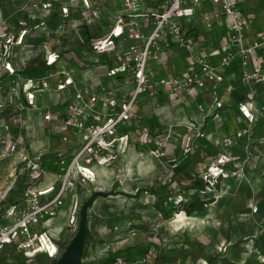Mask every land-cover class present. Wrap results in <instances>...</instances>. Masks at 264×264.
Returning <instances> with one entry per match:
<instances>
[{
  "label": "rangeland",
  "instance_id": "1",
  "mask_svg": "<svg viewBox=\"0 0 264 264\" xmlns=\"http://www.w3.org/2000/svg\"><path fill=\"white\" fill-rule=\"evenodd\" d=\"M103 1L0 0V225L8 199L25 208L31 197L47 200L52 193L39 194L58 185L59 174L40 170L42 154L58 150L72 158L89 142L100 148L90 164L79 162L92 175L77 181L59 209L63 215L40 227L53 238L56 257L27 258L8 245L0 264H55L94 194L81 264H107L111 254L139 244L149 245L148 255L122 264H264V111L257 108V120L247 127L243 121L234 134L205 95L183 103L146 97L124 124L126 138L117 132L110 140L94 137L90 126L97 133L116 114L112 98H131L133 90L132 75H109L130 41L99 53L79 38L81 26L93 40L111 32L116 12L113 2L102 10ZM177 51L166 62L172 76L185 56ZM73 119L83 124L79 132L67 128ZM150 119L152 134L168 142L165 150L133 141L139 122ZM238 132L248 141L246 151L227 146ZM73 198L76 223L70 226ZM179 202L201 210L166 219L163 209Z\"/></svg>",
  "mask_w": 264,
  "mask_h": 264
},
{
  "label": "built area",
  "instance_id": "2",
  "mask_svg": "<svg viewBox=\"0 0 264 264\" xmlns=\"http://www.w3.org/2000/svg\"><path fill=\"white\" fill-rule=\"evenodd\" d=\"M208 1L216 4L218 10H204L201 15V21L206 28H210L211 23L214 20L221 19L222 16L230 18V24L227 28L231 36H229L227 47L222 49V52L207 53V50L198 44L194 37L185 38L183 35V30L186 29L185 18L195 13V8L200 6L201 0L119 1V5L122 7V14L115 19L111 32L99 40L89 41L85 44V48H93L99 53H104L110 45L114 47L113 38L119 39L124 36L132 41V44L120 54L119 63L115 67L110 68L109 75L117 76L124 73L132 75L133 90L131 98L127 97L120 101L122 105L121 112L116 113L115 111L114 117L108 120L107 124L103 125L97 133L90 126L89 129H93L92 134L94 137H98L100 134L109 137L114 136L120 125L124 126L125 123L132 119L136 98L143 96L146 92L149 93V97H157L159 93H164L172 98L171 100L177 99L184 93H195L196 95L200 90L206 89L209 82L221 83L222 76L219 70L230 68L237 61L242 68L241 82L243 85L250 86L255 80H264V75L260 74L261 71L259 69H255L253 73H250V68L248 67L249 60L256 56L257 50L264 47V35L259 40L252 41L248 46L242 47V43L246 39V32L250 29V19L247 17L243 18L239 13L240 0ZM119 5L117 4V6ZM137 18L143 20L142 24L136 21ZM160 43H164V46L166 45L167 47L169 44H173L185 52L186 56L191 60V64L184 74L178 76L169 75L160 80L155 79L149 67V61L156 59V54L160 50ZM212 56L219 57L216 64H212L209 61ZM211 89L214 92L216 88L212 86ZM251 89L249 90L251 91ZM111 105L116 108L117 103L114 98L111 100ZM216 106L220 108L221 104ZM238 110L245 122L244 127L250 126L257 120V111L251 104L241 103L238 106ZM66 125L72 131L76 130L79 132L83 129L81 121L76 119H73L72 122L68 120ZM152 133L150 128L139 126L133 132V141L137 144H151L157 147L156 150L158 151L168 148V142L165 138L153 137ZM236 135V142L233 143L228 140L227 146L234 147L239 139L244 138L242 133L239 134L238 132ZM122 137L126 138L127 136L119 135L117 138L123 140ZM247 142L246 140V149ZM90 144L91 142L87 143L78 154L74 155L66 168L63 167L64 159L59 161L58 185L56 188L47 189L49 190L48 193H52L47 200L40 201L38 197H31L29 199L30 203L25 208L12 206L7 209L5 219H10V221L7 222L5 220L0 225V251L5 246L10 245L14 246L17 251L22 252L27 258L38 253H44L50 258L56 257L57 247L53 238L47 231L40 230V227L58 215L59 209L74 194L72 192L76 187L77 181H80V179L85 181L87 179L86 175H92L88 167L79 165V162L88 165L95 160L96 156H99L100 148L98 146H90ZM186 148L185 151L189 152V142L186 144ZM11 150H14V146L11 147ZM220 170L221 173L226 171L223 168H220ZM48 193H40L39 195L42 196ZM71 204L69 225L74 226L77 211L76 198H73ZM46 243L55 248L52 256L46 248ZM122 263L121 260L116 262V264Z\"/></svg>",
  "mask_w": 264,
  "mask_h": 264
},
{
  "label": "crops",
  "instance_id": "3",
  "mask_svg": "<svg viewBox=\"0 0 264 264\" xmlns=\"http://www.w3.org/2000/svg\"><path fill=\"white\" fill-rule=\"evenodd\" d=\"M119 1L120 0H104L102 4L103 8L101 7L102 10L109 11L107 10L108 4L110 2H113L112 12H116V16L114 17L113 22L117 17H119L122 14V7L119 5ZM201 1L202 2L200 6H197L195 8V13L185 18L186 29L192 31V34L189 35L190 36L193 35L196 42L201 46H203L207 50V53H211L215 51L222 52V49L227 47L229 36H231L229 35V31L227 28L228 25L230 24V18L226 16H222L221 19L214 20L211 23L210 28H206V26L201 21L202 13L204 12V10L216 11L218 10V6L214 3H211V1L208 0H201ZM240 2L241 3L239 6V13L243 16V18L247 17L248 19H250L249 20L250 29L246 32V39L242 43V47L243 46L245 47L248 46L252 41L259 40V38L262 37V35H264V0H240ZM117 4L119 6H117ZM136 21L139 24H142L143 20L141 18H137ZM122 39L126 41H130L126 39L124 36L119 39L113 38L114 46L117 41ZM90 41H95V40L92 39ZM130 42L131 43L129 45L132 44V41ZM86 43H83L84 47ZM159 46H160L159 48L160 50L156 54L157 55L156 59H151L149 61V65H150L149 67L153 72L155 79L160 80L161 78H165L169 75H173L167 73L166 62L167 61L170 62V58L175 53L173 51L177 50V47L174 46L173 44H169V46L167 47L166 45L164 46V43H160ZM109 47H111V45ZM112 48L114 47H111V49ZM179 51L180 49H178L177 52ZM257 52L258 53L256 54V56L252 57L249 60L248 67L250 68L249 69L250 73H253L255 69H259L261 71L260 74L264 75V47H261L259 50H257ZM218 58H219L218 56H212L209 58V61L212 64H216ZM190 64H191V60L185 54V56L180 62V65L182 67H181V71L178 72V75L184 74L187 71L188 67H190ZM219 73L222 76L221 83L215 84L209 82L206 89L200 90L196 95L195 93L192 94L184 93L175 100H171L172 98L165 95L164 93H159L157 97L162 98L163 100H165V102L180 101V103H183L185 100L195 101V99L200 95H205V97L209 100L207 103L209 104L210 111L217 112L216 113L217 117H220L219 114L223 116L224 117L223 123L225 124L227 129L231 128V131H229V133L233 132L235 134V132L239 128L238 127L239 124L243 122V119L241 118L240 112L238 110L239 104L249 103L252 105V107L255 110H257V108L259 110L264 109V80H255V82H252L250 86L243 85L241 82L242 68L238 61L233 63L230 68L219 70ZM212 86H215L216 88L214 89L215 90L214 92L211 89ZM249 89H251V91ZM217 104H221V107L217 108L216 106ZM199 109L202 111V105L199 106ZM207 113H209V111ZM110 139L111 137L109 136L105 137V140H110ZM55 151L56 153H60L61 155H64L63 152L61 153L58 150ZM63 213H64L63 211L60 214L58 213L59 217H61ZM58 215L54 219H56Z\"/></svg>",
  "mask_w": 264,
  "mask_h": 264
},
{
  "label": "trees",
  "instance_id": "4",
  "mask_svg": "<svg viewBox=\"0 0 264 264\" xmlns=\"http://www.w3.org/2000/svg\"><path fill=\"white\" fill-rule=\"evenodd\" d=\"M189 34H192V31L190 30H186L184 29L183 30V35L185 38H191L193 37L190 36ZM78 35H79V38L81 39V42L82 43H86L90 40L93 39V37L90 35L89 33V30L87 29L86 26H81L80 29H78ZM122 75H117L116 77L120 78ZM149 98V93L146 92L145 94H143V96H139L138 98H136V101L134 103V112L136 109H139L142 107L144 108L143 106H141L139 103H141V100L143 98ZM114 99L116 100V113H119L121 112L122 108H121V100L122 99H126L124 97L121 98V96L118 94V95H115L114 96ZM25 105H27V102H25ZM141 120V119H140ZM154 119H150L148 121H140V126L141 127H148L151 129V127L154 125H152V123H154ZM117 133L120 135V136H123L125 135V129H124V126H119L117 128ZM153 137H157L155 135L152 134ZM159 137V136H158ZM160 138V137H159ZM237 145V146H236ZM232 150H245L246 149V139L243 138V139H239L238 140V143L236 144ZM137 150L138 151H145L147 152V148L145 145H137ZM246 151V150H245ZM244 151V152H245ZM61 159H64V168H66L70 162L72 161V158L71 157H66L65 155H59L57 154L56 152H46L45 154H42L40 157H39V163H40V170L41 171H48L50 173H57V174H60V166H59V161ZM229 167H226L225 169L227 170ZM208 184H205L204 186H207ZM3 205H5L7 208L4 210V215L7 211V209L11 208L12 206H16V203L14 202H10V200L8 199L7 202H5ZM193 210H201V205H197V204H185L183 202H179L177 206H174L172 205L171 203H169L166 208L163 209V215L165 216V218H170V214H173V213H177V212H180V211H184L185 213H188L190 214ZM88 233V231H87ZM87 239V235L84 239V243ZM69 243L65 244L64 246H61V250L62 252L65 250V248L67 247ZM86 244V243H85ZM148 252H149V245L147 244H139L137 246H132V247H127L123 250H119L113 254H111L107 259H106V263L107 264H116V262L118 260H121L123 263H126V261H131L133 259H137V258H142V257H145L148 255ZM84 257V251H82V254H81V259H83ZM56 264V263H55Z\"/></svg>",
  "mask_w": 264,
  "mask_h": 264
},
{
  "label": "water",
  "instance_id": "5",
  "mask_svg": "<svg viewBox=\"0 0 264 264\" xmlns=\"http://www.w3.org/2000/svg\"><path fill=\"white\" fill-rule=\"evenodd\" d=\"M95 200V194L91 196V198L85 202L82 207L80 208L81 211H79V223H78V229L74 236V238L71 240V243L67 245L65 250L62 252L61 256L58 258L56 264H81V254L84 248V239L87 235L88 231V216L87 211L91 207Z\"/></svg>",
  "mask_w": 264,
  "mask_h": 264
},
{
  "label": "bare ground",
  "instance_id": "6",
  "mask_svg": "<svg viewBox=\"0 0 264 264\" xmlns=\"http://www.w3.org/2000/svg\"><path fill=\"white\" fill-rule=\"evenodd\" d=\"M53 61H54L53 58H51V62H53ZM89 171H90V170H89ZM86 172H88V171H86ZM87 174H88V173H87ZM89 176H90V175H89ZM48 192H49V190L46 189V191H42L41 193L45 194V193H48ZM46 248H47V250L50 252V254H51V256H52L53 253H54V251H55L54 246H52V245L46 243Z\"/></svg>",
  "mask_w": 264,
  "mask_h": 264
}]
</instances>
